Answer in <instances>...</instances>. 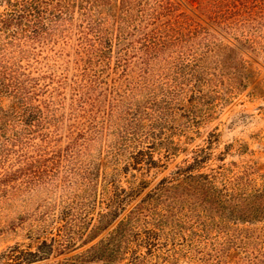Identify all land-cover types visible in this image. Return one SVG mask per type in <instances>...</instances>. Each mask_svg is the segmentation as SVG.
I'll return each instance as SVG.
<instances>
[{"label":"trees","instance_id":"obj_1","mask_svg":"<svg viewBox=\"0 0 264 264\" xmlns=\"http://www.w3.org/2000/svg\"><path fill=\"white\" fill-rule=\"evenodd\" d=\"M111 1L6 0L8 10L0 15V31L28 28L27 38L33 43L45 42L61 32L60 28L70 26L76 8L82 20L77 25L75 74L69 84L72 96L66 116L64 112L59 114L64 104L52 97L53 92L47 93L46 84L40 83L46 78L54 80V76L33 79L11 58L0 59V96L16 100V105L7 110L0 104V184L17 181L20 184L12 189L21 191L18 186L34 189L57 180L58 185L68 187L75 181L69 178L73 174L69 168L72 160L105 129L115 130L116 142L109 147L116 152L122 146L134 145L138 149L154 145L157 126L165 122V115L169 117L170 106L180 90L177 81L188 82L187 92L196 100L204 98L206 104L212 96L203 92V86L209 88L210 94L216 93L217 100L225 102L247 88L245 78L239 76V72H246L241 54L247 48L253 51L260 34H264V0H183L194 7L195 16L178 10L170 1L148 7L137 0H119L124 15L118 27L110 31L106 20L95 12L104 6L110 11ZM216 37H230L234 42L223 44ZM212 56L215 60H210ZM210 61L214 62L208 66ZM226 72L231 76H225ZM219 77H227L226 82ZM158 79L166 80L167 85L159 88ZM215 80L224 87L221 92L215 90ZM64 81H58V86L64 85ZM47 94L50 96L44 97ZM62 121L68 122L64 136L60 132ZM63 137L68 142L61 149L58 144ZM30 148L34 155L29 154ZM140 151L135 156L143 154ZM11 154L17 155V167L6 166ZM77 171L89 191L92 170ZM182 175L184 178L175 186L163 180L148 194H154L157 202L178 188L193 194L197 203L193 213L202 222V232L209 231L214 224L226 228L234 220H243L261 224L258 229L264 236V185L240 196L234 190L219 188L207 174ZM104 194L114 195L109 198L108 211L99 214L98 224L90 229L84 244L105 231L124 211V199L118 195L126 194L124 189L105 186ZM141 203L87 252L107 264L122 260L131 239L136 238L133 231L145 216L146 207ZM163 211L156 214L158 223L166 216ZM86 217L77 212L63 213L58 219L65 223L64 230L74 227L81 231L85 230ZM46 226V221L39 226L41 233L46 232ZM69 234L66 232L53 241L67 248L74 241ZM48 245L44 239L36 253L22 252L16 246L5 256L8 260L20 259L25 254L37 258L47 254L43 249Z\"/></svg>","mask_w":264,"mask_h":264},{"label":"rangeland","instance_id":"obj_2","mask_svg":"<svg viewBox=\"0 0 264 264\" xmlns=\"http://www.w3.org/2000/svg\"><path fill=\"white\" fill-rule=\"evenodd\" d=\"M168 1L185 14H197L194 7L183 0H137L140 4L147 3L148 7L157 6L156 2L164 4ZM110 7V11L108 6L98 8L95 15L102 16L112 31L118 27L124 12L120 10L119 0H112ZM7 10L6 0H0V15ZM81 20L76 8L70 26L59 29L64 33L57 31L45 42L30 41L27 38L28 28L25 27L14 32L0 31V59L11 58L33 79L42 75L54 76V80L46 78L40 83L46 84L47 93L53 92L52 97L64 104L59 114L64 112L65 116L71 104L69 84L73 82L75 74L76 32ZM260 35L255 49H244L241 54L246 72H239V76L245 78L247 88L234 94L229 101L217 100L216 93L210 94L209 88L203 86V92L212 96V101L206 104L204 98L196 100L192 98V93L187 92L190 86L188 82L177 81L180 90H177L176 100L170 106L169 117L165 115V122L157 126L154 145L138 149L134 145L130 148L122 146L116 152L109 147L116 142L115 130L105 129L72 160L69 168H72L73 174L69 178L75 181L68 187L58 185L57 180L34 189L24 190L18 186L21 191L12 189L20 182L0 184V264H107L99 262L87 251L107 237L119 220L142 200L146 201L141 203L146 207L145 216L132 233L136 238L131 239L133 241L122 260L113 264H264V236L258 229L261 224L234 220L226 228L214 224L209 231L202 232V222L193 213L197 205L193 194L178 188L164 194L158 202L154 194H148L161 181L175 186L184 178L182 174L190 173L207 174L219 188L234 190L240 196H245L252 188H262L264 34ZM216 38L223 44L234 42L230 37ZM215 58L212 56L210 60ZM213 62H207L208 66ZM210 72L218 73L214 70ZM224 74L231 76L229 72ZM64 76L67 79H63ZM219 78L226 82L227 77ZM61 80H65L67 85L58 86ZM165 83L166 80H157L159 88H164ZM213 84L217 85V91L221 92L224 88L217 80ZM0 104L7 110L16 105V100L1 95ZM60 124L63 127L60 132L64 136L68 122L62 121ZM67 142V138L63 137L58 147L64 149ZM138 150L143 154L135 156ZM28 152L34 155L33 148ZM16 161L17 155L11 154L6 166L14 164L17 167ZM78 168H89L94 174L89 191L78 171L75 173ZM105 186L111 190L121 187L126 191V194H118L124 199V211L105 231L84 244L91 233L90 229L98 224L99 214L108 211L109 198L114 195L104 194ZM160 209L164 210L166 216L158 223L156 214ZM77 212L87 216L85 230L78 231L74 227L64 230L65 223L58 216ZM44 221L47 222L46 232L41 233L39 226ZM66 232L74 241L67 248L59 247L58 241L54 242L53 239H61ZM44 239L49 244L43 249L46 255L38 253L39 257L33 258L25 254L20 255V259H6L5 254L16 246L22 252H38Z\"/></svg>","mask_w":264,"mask_h":264}]
</instances>
